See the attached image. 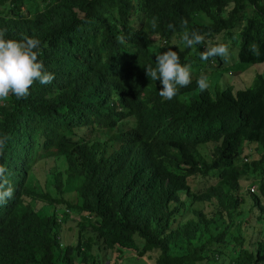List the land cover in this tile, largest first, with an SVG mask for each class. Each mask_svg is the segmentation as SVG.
<instances>
[{
    "label": "trees",
    "instance_id": "1",
    "mask_svg": "<svg viewBox=\"0 0 264 264\" xmlns=\"http://www.w3.org/2000/svg\"><path fill=\"white\" fill-rule=\"evenodd\" d=\"M181 21L205 42L181 43ZM0 31L40 40L54 74L0 101L14 187L0 205V264H104L122 249L141 264H264V76L233 89L247 67H227L264 64V0H0ZM221 42L228 62L200 59ZM169 48L192 83L166 101L144 69ZM191 176L212 180L193 190Z\"/></svg>",
    "mask_w": 264,
    "mask_h": 264
},
{
    "label": "clouds",
    "instance_id": "2",
    "mask_svg": "<svg viewBox=\"0 0 264 264\" xmlns=\"http://www.w3.org/2000/svg\"><path fill=\"white\" fill-rule=\"evenodd\" d=\"M157 25V18L152 17V29L155 30ZM181 26L185 29L181 36V43L185 46L194 48L205 42V35L187 29V21H181ZM168 28L174 29V25L169 24ZM4 36L5 33L0 31V101L8 100L10 95L17 99L27 98L34 82L48 85L53 81L54 74L45 71L38 59L40 40L27 36L20 40L5 39ZM250 51L257 56L260 54L256 44L250 45ZM214 57H220L228 62L230 59L228 45L221 42L206 47L200 53L202 61ZM155 64V67L149 65L144 69L145 75L153 81H159L162 87L158 94L164 100L171 101L179 89L186 88L192 83L191 65H182L175 50L169 48L156 55ZM196 84L201 93L210 89L209 79L205 75L199 76ZM9 139L7 134L0 137V155L3 154ZM6 172V167L0 165V205L11 199L14 193V187L5 175Z\"/></svg>",
    "mask_w": 264,
    "mask_h": 264
},
{
    "label": "rangeland",
    "instance_id": "3",
    "mask_svg": "<svg viewBox=\"0 0 264 264\" xmlns=\"http://www.w3.org/2000/svg\"><path fill=\"white\" fill-rule=\"evenodd\" d=\"M69 1V0H66ZM234 55L236 53V50H234ZM227 67H229V69H235L236 67L238 68V70H241V67H247L244 71L240 72V74H237L233 76V79H230V85L232 86L233 89H238V88H242L245 87L247 85L250 84V80L253 76L254 73H260L264 76V64L263 63H258V64H243V63H237V62H233L227 63ZM230 65H235V66H230ZM232 67V68H231ZM225 76V75H223ZM217 76L214 75V79ZM229 78V76H227ZM213 79V80H214ZM220 85V84H219ZM243 85V86H242ZM241 86V87H240ZM96 133H94L95 135ZM247 151V150H246ZM253 151L251 150V153ZM49 165V163L43 165L44 167H47ZM37 174H35V176L32 178L31 180V184H36L38 183L41 179H42V175L40 171H37ZM212 180V178H207V179H203L201 177H195V176H191L188 177V183L191 189L196 190V189H201L204 186H206L207 183H209ZM33 181V182H32ZM39 184V183H38ZM255 187V186H254ZM202 203H193V206H197V207H201ZM69 216L74 217L73 213L69 212L68 213ZM78 217V219L83 220L85 219L82 216H75ZM63 227V231L61 230V236L62 237H66L68 236L69 241L73 243L74 239H75V226L73 223L71 222H67L65 225L62 226ZM122 252L119 253L116 250H112V255H110V259L104 261V264H141V262L138 260V258H135L133 254L129 253V250L126 249H122ZM116 255L119 257H116ZM133 255V256H132ZM120 259V260H119ZM149 261H146V264L150 263V264H154L153 258H148ZM119 260V261H118ZM208 264H218L217 260H215V262H209Z\"/></svg>",
    "mask_w": 264,
    "mask_h": 264
},
{
    "label": "built area",
    "instance_id": "4",
    "mask_svg": "<svg viewBox=\"0 0 264 264\" xmlns=\"http://www.w3.org/2000/svg\"><path fill=\"white\" fill-rule=\"evenodd\" d=\"M253 189H254V186H251V187H250V190L252 191Z\"/></svg>",
    "mask_w": 264,
    "mask_h": 264
}]
</instances>
